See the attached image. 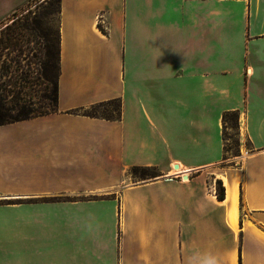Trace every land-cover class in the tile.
Returning a JSON list of instances; mask_svg holds the SVG:
<instances>
[{
  "label": "crops",
  "instance_id": "0c3cea01",
  "mask_svg": "<svg viewBox=\"0 0 264 264\" xmlns=\"http://www.w3.org/2000/svg\"><path fill=\"white\" fill-rule=\"evenodd\" d=\"M29 2L0 0V33ZM56 30L55 112L0 126V264H131L142 225L140 264H264V0H59ZM228 112L250 150L225 160ZM207 185L215 233L158 228Z\"/></svg>",
  "mask_w": 264,
  "mask_h": 264
},
{
  "label": "rangeland",
  "instance_id": "374dc122",
  "mask_svg": "<svg viewBox=\"0 0 264 264\" xmlns=\"http://www.w3.org/2000/svg\"><path fill=\"white\" fill-rule=\"evenodd\" d=\"M58 8V0H30L24 9L14 13V16L19 18H15V22L10 24L6 30H3L1 32L2 35H0V96H6V101L10 100L14 103L16 101H26L37 114L52 112V83L58 78L59 67L58 69L54 67L56 63L58 64L56 57L55 55L48 56L47 51L50 49L56 52L57 49L56 15ZM26 10H30V12L39 10L41 14L28 13L25 16H20ZM43 42L45 44L42 47ZM39 44L40 46H38ZM117 107L118 104L115 103L111 106L95 107L89 112L97 116H109L110 112L116 110ZM8 113L9 116L14 117L18 112L14 110ZM227 121V129L224 131L226 140L225 160H228L232 155L237 157L242 155V151L248 152L250 150L248 144L245 145L246 151L240 150L239 133L235 129L233 120L228 118ZM129 174L130 181L128 183L133 185L153 182L161 176L153 168H148L144 171L139 170L135 174H132L130 169ZM216 193L217 190L214 194ZM211 194L213 193L210 192L209 185L194 193V209L191 210V205H189L188 215L194 222L193 226H163L158 228L168 234H174L176 230L179 231V234L184 233L187 229L194 230L196 236L210 232L215 233L213 225L204 224L206 215L215 216L213 205L210 201ZM184 195L187 197L186 194ZM181 202L182 199H180V204H182ZM121 212L120 207V216ZM180 220L182 221L181 213ZM129 229L131 233L125 238L122 236L123 229L119 231V241L120 244L124 243V248L128 247L131 264H140L138 255L142 248L139 243V237L147 230L153 229V227L142 225L130 226ZM126 241L127 244H125Z\"/></svg>",
  "mask_w": 264,
  "mask_h": 264
},
{
  "label": "trees",
  "instance_id": "16d2710c",
  "mask_svg": "<svg viewBox=\"0 0 264 264\" xmlns=\"http://www.w3.org/2000/svg\"><path fill=\"white\" fill-rule=\"evenodd\" d=\"M58 5H59V0H58ZM59 11V8H58ZM57 11V12H58ZM48 56H54L56 57V62H58V54H59V48H58V33H57V49L56 52L55 51H51L50 49H48ZM55 53V54H54ZM55 68L58 69V64L56 63L54 65ZM53 84V96L51 99V110L52 112H55L56 107H57V79L55 82L52 83ZM7 97L6 96H0V126L5 125V124H10V123H15V122H19V121H24V120H28L40 115H44V114H37V112H35V110L29 106V103H27L26 101H16L15 103L12 101H6ZM118 104V102H110L108 103V105H113V104ZM11 104V105H10ZM31 105V104H30ZM106 105H101V106H108ZM28 106V107H26ZM98 106V107H101ZM93 109V108H92ZM17 110V115L14 117L9 116V111H14ZM91 110V109H90ZM48 114V113H45ZM82 114L89 116V117H96L97 115H95L94 113L89 112V110H85L82 112ZM120 115V108H119V104L116 110H112L110 112L109 116H102L103 118L106 119H115V118H119ZM228 118L232 119L235 125V129H237L238 131V115L236 112H228L225 113L222 117V124H223V140L224 142H226L225 137H224V131L227 129V125H228ZM225 143H224V152L226 154V150H225ZM145 169L148 168H144V167H132L131 168V172L132 174L137 173L139 170L144 171ZM216 185H217V193H216V199L219 201L224 200V188L222 187V184L219 180L216 181Z\"/></svg>",
  "mask_w": 264,
  "mask_h": 264
},
{
  "label": "bare ground",
  "instance_id": "6f19581e",
  "mask_svg": "<svg viewBox=\"0 0 264 264\" xmlns=\"http://www.w3.org/2000/svg\"><path fill=\"white\" fill-rule=\"evenodd\" d=\"M245 157V156H244ZM180 172V168L177 169H172L169 174L167 175L168 177H172V176H177L179 175L178 173ZM227 197L228 199L232 202V205L235 204V200H236V196H235V192H232L230 188L227 189ZM234 212V209H233ZM232 215V212H231ZM231 218V216H229ZM231 220V225L236 228V224L235 221L233 220V218L230 219Z\"/></svg>",
  "mask_w": 264,
  "mask_h": 264
},
{
  "label": "flooded vegetation",
  "instance_id": "af4514ba",
  "mask_svg": "<svg viewBox=\"0 0 264 264\" xmlns=\"http://www.w3.org/2000/svg\"><path fill=\"white\" fill-rule=\"evenodd\" d=\"M28 13H30V11H24V13L22 14V15H20V16H25V14H28ZM12 18V20H10ZM18 19L19 17L18 16H14V14L8 19V23H7V25H5L4 27H5V29L4 30H6L9 26H10V24H12V23H14L15 22V20L16 19ZM0 35H2L1 33H0ZM42 37H44V35H42Z\"/></svg>",
  "mask_w": 264,
  "mask_h": 264
},
{
  "label": "water",
  "instance_id": "95a60500",
  "mask_svg": "<svg viewBox=\"0 0 264 264\" xmlns=\"http://www.w3.org/2000/svg\"><path fill=\"white\" fill-rule=\"evenodd\" d=\"M184 178H186V177H184Z\"/></svg>",
  "mask_w": 264,
  "mask_h": 264
}]
</instances>
